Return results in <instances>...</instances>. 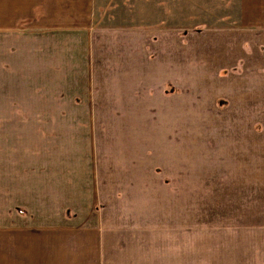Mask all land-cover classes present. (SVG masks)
I'll return each mask as SVG.
<instances>
[{
    "label": "crops",
    "instance_id": "1",
    "mask_svg": "<svg viewBox=\"0 0 264 264\" xmlns=\"http://www.w3.org/2000/svg\"><path fill=\"white\" fill-rule=\"evenodd\" d=\"M145 1L116 6L114 0H0V134H5L0 138V264H103L119 220L130 215L127 195L119 200V194L142 191L144 174L157 176L149 166H160L179 149L160 135L149 146L140 136H105L98 124L97 113L110 114L105 119L110 128L111 113H120L118 129L139 131L146 108L151 129L162 137L176 125V117L171 121L163 114L175 107L173 99L143 98V90L149 93L175 74L173 34L160 27L159 15L153 16ZM246 7L252 17L264 15V3ZM157 38L166 52L159 53ZM243 54L238 50L233 62L227 56L221 60L234 66L238 83L230 90L206 91L228 95L232 102V119L220 124L226 130L242 128L234 121L237 112L243 118L259 109L255 95L264 100V72L249 58L243 61ZM206 81L207 87L222 86ZM194 102L208 107L202 99ZM159 106L161 120L154 114ZM235 139L246 160L256 159L258 151L263 154L257 159L264 155V138ZM183 143L188 150L179 159L189 160L192 141L184 136ZM209 149L205 141L196 151L206 161L217 160L221 149ZM258 171L247 175L264 177V168Z\"/></svg>",
    "mask_w": 264,
    "mask_h": 264
},
{
    "label": "rangeland",
    "instance_id": "2",
    "mask_svg": "<svg viewBox=\"0 0 264 264\" xmlns=\"http://www.w3.org/2000/svg\"><path fill=\"white\" fill-rule=\"evenodd\" d=\"M114 1L116 6H121L127 0ZM250 2L257 4L264 3V0L145 1L154 11L153 16L159 15L160 27L168 28L173 34L175 74L174 79L159 82V87L151 88L149 93H146L147 89L143 90L142 94L144 102L153 97L173 99L175 107L164 108L163 114L169 115L170 120L176 117V125L174 130H165L162 137L158 133L160 130L151 129L146 108H140L142 115L139 117L143 120H138L139 131L130 127L118 129L120 113H111L115 119L110 128V121L105 123L110 114L99 112L98 124L104 129L105 136L127 135L131 139L140 136L149 146L151 138L160 135L159 139L171 140L170 148L179 149L171 151L174 155L163 159L160 166H149L151 173L157 176L145 173L142 191L119 194V200L127 195L126 213L130 215L119 220L120 229L113 233L118 235L112 237L107 250L109 255L103 264H264V177L248 176L250 172L257 174L264 168V155L257 159L263 154L258 151L256 159L246 160V152L240 146L234 147L235 138L251 135L256 139L264 138V100L255 95L253 102L259 105V109L251 114L243 113V118L237 112L238 118L234 121L241 122L242 128L226 130L220 124L232 119V102L225 94H206V91L212 93L219 88L230 90L238 83L232 74L234 66L229 61L235 60L238 50L246 53L243 61L249 58L247 62L257 72H264V38H260L264 37V15L250 16L252 11L246 7ZM243 36L251 37L245 40ZM168 37L170 40V33ZM156 40L159 53L166 52L162 40ZM232 47L234 49L228 54L227 49ZM226 56L230 58L228 62L221 63ZM182 72L190 73V76L182 79ZM206 79L222 86H212L208 82L210 87H207L204 85ZM252 96L249 95V100ZM194 97L205 101L208 107L199 106ZM77 102L82 103L81 99ZM159 109L160 106L154 107V114L161 120L159 113L162 110ZM179 124L181 128L175 130ZM104 131L98 129V136H103ZM3 136L5 134H0V138ZM184 136L192 141L189 160L178 156L188 150L183 143ZM205 141L210 146L207 152L215 153L221 149L217 160L206 161L197 153ZM10 148L7 152L11 151ZM148 151L144 147L143 152ZM251 168L255 170H249ZM149 188L151 190L146 191ZM135 197L136 201L132 203ZM131 206L136 208L131 211ZM236 251L241 253L238 255Z\"/></svg>",
    "mask_w": 264,
    "mask_h": 264
}]
</instances>
